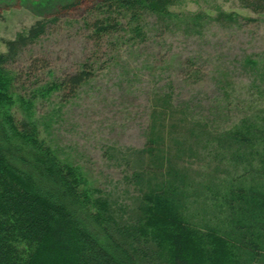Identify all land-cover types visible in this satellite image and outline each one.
<instances>
[{
    "label": "trees",
    "instance_id": "1",
    "mask_svg": "<svg viewBox=\"0 0 264 264\" xmlns=\"http://www.w3.org/2000/svg\"><path fill=\"white\" fill-rule=\"evenodd\" d=\"M85 1L93 3L85 24L96 42L121 28L141 36L147 16L175 15L173 0H73L62 9ZM243 2L264 11V0ZM46 26L38 20L6 41L0 95L14 80L5 65ZM94 72L86 61L34 94L67 99ZM7 109L0 106V264H264V109L219 130L172 87L154 92L145 144L107 151L128 167L134 192L126 202L92 192L35 122ZM202 167L219 174L198 181L192 168Z\"/></svg>",
    "mask_w": 264,
    "mask_h": 264
},
{
    "label": "rangeland",
    "instance_id": "2",
    "mask_svg": "<svg viewBox=\"0 0 264 264\" xmlns=\"http://www.w3.org/2000/svg\"><path fill=\"white\" fill-rule=\"evenodd\" d=\"M72 1L0 0V52H7V40L47 21L45 32L5 65L14 80L0 106L35 122L95 194L122 202L133 194L126 163L107 151L145 144L154 92L172 87L179 103L219 130L264 109V11L243 0H173L168 9L175 15L147 16L143 35L121 28L96 42L85 24L93 3L62 9ZM86 61L94 75L74 96L34 94ZM192 169L198 181H212L210 170L219 174Z\"/></svg>",
    "mask_w": 264,
    "mask_h": 264
}]
</instances>
